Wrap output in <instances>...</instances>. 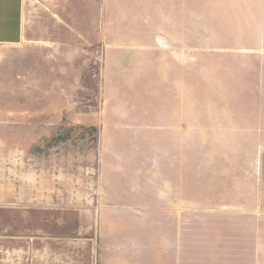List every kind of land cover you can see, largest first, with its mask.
<instances>
[{"label": "crops", "instance_id": "0c3cea01", "mask_svg": "<svg viewBox=\"0 0 264 264\" xmlns=\"http://www.w3.org/2000/svg\"><path fill=\"white\" fill-rule=\"evenodd\" d=\"M38 2L0 0L1 55L35 30L38 56L95 45L106 84L125 55L176 74L162 155L151 112L0 113V264H264V95L190 119L189 0Z\"/></svg>", "mask_w": 264, "mask_h": 264}, {"label": "rangeland", "instance_id": "374dc122", "mask_svg": "<svg viewBox=\"0 0 264 264\" xmlns=\"http://www.w3.org/2000/svg\"><path fill=\"white\" fill-rule=\"evenodd\" d=\"M26 1L31 10L39 3ZM261 10L263 15L252 14ZM37 36L31 30L23 45L32 48L28 55L0 54V113H92L90 121L99 128L96 115L101 112L109 113L111 123L142 124L141 119L111 118L113 113L137 117L151 112L162 155L165 100L176 74L166 57H113L106 84L104 60L95 45L78 40L81 54L38 56L33 50ZM185 68L190 119L196 113L248 111V96L264 95V0H189Z\"/></svg>", "mask_w": 264, "mask_h": 264}]
</instances>
